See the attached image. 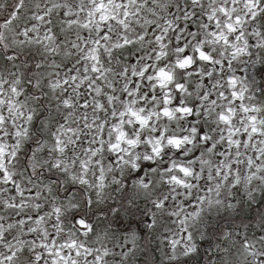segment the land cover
<instances>
[{"label":"snow or ice","instance_id":"1","mask_svg":"<svg viewBox=\"0 0 264 264\" xmlns=\"http://www.w3.org/2000/svg\"><path fill=\"white\" fill-rule=\"evenodd\" d=\"M205 257L264 264V0H0V264Z\"/></svg>","mask_w":264,"mask_h":264},{"label":"clouds","instance_id":"2","mask_svg":"<svg viewBox=\"0 0 264 264\" xmlns=\"http://www.w3.org/2000/svg\"><path fill=\"white\" fill-rule=\"evenodd\" d=\"M177 79H179V76L177 77ZM188 99H191V98H188ZM176 124L178 125L179 124V121L176 122ZM186 126V125H185ZM171 125H169V128L171 129ZM177 133H178V128H177ZM167 147V146H166ZM196 145H183L181 147V150H177L175 147H172L170 148V150L165 154L166 158H163V159H158L155 161V164L157 166V168H160L162 167L164 164L168 163L169 161L173 160V159H176L177 162H179L180 160H182L184 158L183 156V153H187V152H195L196 150ZM145 151L147 150L146 148L144 149ZM177 151H181L182 154L178 157L176 155ZM141 164L143 165H147L149 164L150 162L149 161H144V160H141L140 161ZM147 167L145 168V171H147ZM135 173L134 172H125V176L126 177H131V176H134ZM167 175V173H166ZM174 255L178 258H182L183 257V252L177 248ZM204 264H209V261L207 260V257H205V261H204Z\"/></svg>","mask_w":264,"mask_h":264}]
</instances>
